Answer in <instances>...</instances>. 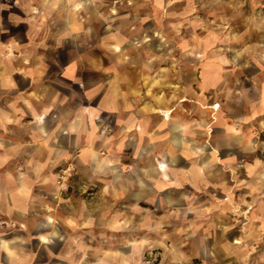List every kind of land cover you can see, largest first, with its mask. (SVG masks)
<instances>
[{
	"label": "clouds",
	"instance_id": "clouds-1",
	"mask_svg": "<svg viewBox=\"0 0 264 264\" xmlns=\"http://www.w3.org/2000/svg\"><path fill=\"white\" fill-rule=\"evenodd\" d=\"M264 264V0H0V264Z\"/></svg>",
	"mask_w": 264,
	"mask_h": 264
},
{
	"label": "rangeland",
	"instance_id": "rangeland-1",
	"mask_svg": "<svg viewBox=\"0 0 264 264\" xmlns=\"http://www.w3.org/2000/svg\"><path fill=\"white\" fill-rule=\"evenodd\" d=\"M194 264H199V261H195Z\"/></svg>",
	"mask_w": 264,
	"mask_h": 264
}]
</instances>
